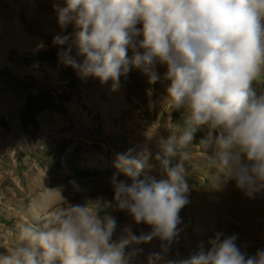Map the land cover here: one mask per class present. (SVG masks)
<instances>
[{
    "label": "clouds",
    "instance_id": "1",
    "mask_svg": "<svg viewBox=\"0 0 264 264\" xmlns=\"http://www.w3.org/2000/svg\"><path fill=\"white\" fill-rule=\"evenodd\" d=\"M53 7L61 30L73 28L53 37L54 44L66 45L58 52L64 66L101 84L111 80L116 90L133 68L156 83V65H165L169 113L183 110L184 124L178 134L156 141L154 155L144 146L115 160L114 167L131 180L111 178L115 205L150 232L137 235L127 227L113 241V216L101 217L87 203L70 205L20 224L17 243L0 254V264H129L143 249L126 256V246L153 238L163 243L148 264H264V248L249 254L237 234L221 232L207 248L202 242L186 258L166 259L180 232V211L189 203L186 149L202 127L208 134L200 149L208 167L220 173L213 185L219 187L226 173L250 198L264 191V89L255 83L264 75V0H63ZM150 159L166 179H138Z\"/></svg>",
    "mask_w": 264,
    "mask_h": 264
},
{
    "label": "rangeland",
    "instance_id": "2",
    "mask_svg": "<svg viewBox=\"0 0 264 264\" xmlns=\"http://www.w3.org/2000/svg\"><path fill=\"white\" fill-rule=\"evenodd\" d=\"M30 4L36 5L40 13L56 17L53 7L56 0H18L12 6L15 11L6 12L17 19L19 28L24 29L23 36L40 43L25 51L6 44V49L0 52V86L15 94L19 101L14 109L0 114V137L9 138L8 143L0 144V236L6 237L4 246L0 244V254L17 243L20 224L47 218L70 205L87 203L98 209L101 217L113 216L117 221L113 241H119L118 231L126 222L137 235L150 232V226L135 223L126 211L116 207L111 178L116 174L117 179L131 182L114 167L118 154L129 148L139 151L146 146L154 155L160 137L178 134L183 127V110L171 113L163 110L168 86L164 79L166 66L156 65L157 73H164L154 84L135 68L128 72V77L121 78L143 102L140 112L134 114L135 128L140 131H132V136L139 138L140 143L119 137L118 141L94 145L69 137L67 127L53 132L48 124L54 115L71 125L65 103L75 94L80 96V76L71 67L64 66L58 57V52L66 45L53 43L54 36L67 35L73 28L71 25L64 30L43 26L29 14ZM1 13L4 11L0 9ZM7 39L5 23L0 22V42ZM41 43L43 47H38ZM71 54L75 56V48ZM255 83L264 89V75ZM27 105L29 112L24 111ZM88 115L87 112L79 118L89 120ZM151 131L159 133L149 140L147 135ZM207 134L208 129L202 127L195 133L193 144L186 149L190 154V159L185 162L189 203L180 211V232L168 245L166 259L186 258L202 242L207 248L206 242L217 232L224 236L237 234L238 245L249 254L264 248V191L250 198L236 188L235 180L228 178L226 173L221 174L219 187L214 186L212 182L220 173L208 167L199 146ZM213 150L209 148L207 154L212 155ZM149 164L151 167L141 171L138 179L148 182L166 179L158 162L150 159ZM162 243L153 238L147 243L130 244V248L124 249L126 256L134 249L143 251L131 256L129 264H148L149 255L160 251Z\"/></svg>",
    "mask_w": 264,
    "mask_h": 264
},
{
    "label": "crops",
    "instance_id": "3",
    "mask_svg": "<svg viewBox=\"0 0 264 264\" xmlns=\"http://www.w3.org/2000/svg\"><path fill=\"white\" fill-rule=\"evenodd\" d=\"M123 77H128V74L121 78ZM121 78L119 88L113 90L111 80L105 84H101L98 79L80 77L78 80V89L80 91L79 102L84 103L88 110L98 113L101 134L106 137V141H118V138L122 137L124 140H128V142L131 140L133 143H140L141 140L139 138H134L132 136V131H134L133 113L127 111L129 108L128 100L130 90L122 85L123 81ZM68 107L73 112L71 116L72 121L77 117L75 119L76 127L79 130V135L82 140L90 143V138H100L98 135L92 134L89 131L87 121L79 118L83 113L80 112L76 100L72 99L70 103H68ZM163 108H168L166 98ZM52 125L54 128H58L60 123L57 121ZM149 135L150 134L147 135V138ZM2 246H4V244Z\"/></svg>",
    "mask_w": 264,
    "mask_h": 264
},
{
    "label": "bare ground",
    "instance_id": "4",
    "mask_svg": "<svg viewBox=\"0 0 264 264\" xmlns=\"http://www.w3.org/2000/svg\"><path fill=\"white\" fill-rule=\"evenodd\" d=\"M56 1L61 6H63V0H56ZM17 2L18 0H0V9L4 11V13L0 14V22L5 23V30L9 35V39H7L5 42H0V52L6 49V44H8V47L16 48L19 51H25L29 49L31 45H37L40 43L39 41L28 40L26 36H23L24 29L22 27L19 28V26L17 25V19H15L12 16H8L6 14L7 10L15 11V8H13L12 6ZM29 14L35 17L36 21L38 23H41L43 26H47V27L53 26L59 28L56 17L52 16L51 14L45 15L40 13L36 5L34 6L30 4ZM12 44L16 46H13ZM18 102H19L18 98L15 94L10 93L9 91H7V89L0 86V114L6 113L9 110L14 109L17 106ZM8 141L9 138L0 137V144L8 143ZM127 227H130V225L127 222L120 227L117 234L118 240L123 235V230ZM5 241H6L5 235H1L0 244L3 245ZM126 247L130 248V245Z\"/></svg>",
    "mask_w": 264,
    "mask_h": 264
}]
</instances>
